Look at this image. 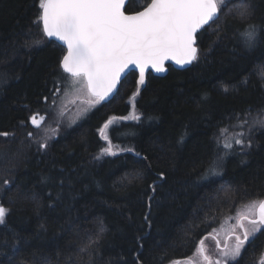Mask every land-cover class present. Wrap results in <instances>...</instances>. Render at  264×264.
Listing matches in <instances>:
<instances>
[{
  "label": "trees",
  "instance_id": "obj_1",
  "mask_svg": "<svg viewBox=\"0 0 264 264\" xmlns=\"http://www.w3.org/2000/svg\"><path fill=\"white\" fill-rule=\"evenodd\" d=\"M250 2V23L264 28V0ZM139 9L136 0H129L128 12ZM38 15L39 0H0V132L15 133L14 138L0 137V203L11 210L6 225H0V264H88L90 256L95 264H136L137 256L142 264L182 262L192 258L202 237L221 228V220L264 198V130L253 133L247 155L227 156L222 175L211 177L213 182L200 180L218 155L220 129L236 124L237 113L251 108L255 116L264 108V33L255 47L247 48L239 19L222 16L219 32L201 33L198 61L184 69L168 64L165 76L147 74L134 110L135 71L123 79L115 100L81 118L75 114V123L69 116L80 102L58 101L65 105L61 124L50 118L38 130L42 138L47 129H58L44 152L25 135L37 130L18 125L43 109L37 101L53 89L65 48L55 41L23 46L30 42L25 33L39 32L32 23ZM132 114L141 119L123 120L111 126L109 135L113 145L134 151L95 159L106 146L97 129L111 115ZM240 131L229 127L227 134ZM135 152L148 156L152 169L146 179L130 183L128 174L142 171L145 163ZM161 171L167 178L153 194L149 229L144 216L151 190L146 185ZM4 180L14 181L10 190ZM206 215L214 222L205 228ZM190 225H201L192 230L194 240L186 239ZM101 226L105 232L94 252H88ZM142 229L149 237L140 248L136 237ZM262 254L264 232L247 245L239 264H261Z\"/></svg>",
  "mask_w": 264,
  "mask_h": 264
},
{
  "label": "snow or ice",
  "instance_id": "obj_2",
  "mask_svg": "<svg viewBox=\"0 0 264 264\" xmlns=\"http://www.w3.org/2000/svg\"><path fill=\"white\" fill-rule=\"evenodd\" d=\"M127 5L128 0H39V15L32 22L39 29L37 34L39 38L31 31L27 32L25 35L30 42L25 41L23 46L38 47L58 41L66 47L64 55L59 59V75L53 81V89L37 101L38 104H44L43 109H37L26 121L21 120L18 125L21 128L31 125L37 130L28 131L25 135L28 141L37 144L39 151H47L49 140L57 135L58 129H47L42 138L38 130L43 129L50 118L58 126L61 124L59 117L65 115V106L58 101H63L69 94L73 96L72 103L75 104L76 101L81 103L82 107L76 113V118H81L97 105H102V102L111 103L115 100L119 94V86L127 75L126 70L136 71L138 72L135 81L136 91L131 97L135 107V98L147 83L148 70L166 71L164 67L166 60H175L179 65L198 61L201 33L206 30L219 32L222 16L239 19L243 25L239 35L247 48L255 47L261 33H264V28L250 23L254 18V8L250 0H150V2L144 0L141 10L130 14ZM213 25L216 27L213 28ZM219 38L218 36L217 39ZM261 78L264 79V72L261 73ZM244 83L246 84L247 80ZM224 91L227 92L228 89L225 88ZM41 111L43 115L40 114ZM76 118L73 119V123L76 122ZM128 119L139 120L141 117L135 114L121 117L111 115L97 129L106 146L100 149L95 159L117 156L122 151H134L113 145L109 135L111 126ZM235 119L236 124L221 128L216 135L218 155L209 162L200 180L213 182L210 180L211 177L222 175L227 156L247 155L254 144L253 133L264 130V108L258 109L255 116L249 108L243 113L235 114ZM229 127H238L242 131L233 134L229 142H224L221 137L228 133ZM244 129L246 131H243ZM0 137L14 138L15 133L0 132ZM179 142H184L183 136ZM135 156L145 163L142 171L128 174L132 177L130 183L146 179V172L152 169L148 156L141 157L139 152H135ZM166 178V173L161 171L151 184L146 185L151 190L148 194L149 211L144 216V222L149 229L152 226L151 200L160 183ZM42 180L46 182L47 177H42ZM13 183L14 181L4 180L5 190H10ZM24 198L29 199L27 194ZM32 199L34 201V196ZM206 206L211 208V201ZM50 207L54 208L55 204H51ZM10 211L0 203V225H6V217ZM232 219L235 223L230 224L226 230L223 242L219 239V232L213 229L216 235L208 233L206 237H202L197 242L193 257L186 258L187 264H239V258L247 245L258 234L264 232V199L243 204ZM209 220L214 222V218L206 215L201 225L206 228ZM201 225H190L186 239L194 240L191 236L192 230ZM104 232V227H99L96 239L89 240L88 252H94ZM148 237L149 232L142 229V235L136 237L140 248H143L141 241ZM208 237L215 240V256L210 254L206 247L205 240ZM13 250L18 252L20 249L14 245ZM85 250L80 249L82 253ZM88 264H95L91 256ZM136 264H142L139 256L136 257ZM261 264H264V254Z\"/></svg>",
  "mask_w": 264,
  "mask_h": 264
},
{
  "label": "rangeland",
  "instance_id": "obj_3",
  "mask_svg": "<svg viewBox=\"0 0 264 264\" xmlns=\"http://www.w3.org/2000/svg\"><path fill=\"white\" fill-rule=\"evenodd\" d=\"M136 3H137V5L142 6L144 4V0H136ZM72 100H73L72 94H69L68 96L64 97V99H63L64 102L65 101H69L68 103L72 102ZM80 107H81V103L76 108V112H74L73 114H71L69 116L70 118H72V120H73V116L77 113V111L79 110ZM233 134H235V133L226 134L225 136H223V138L221 140L224 141V142H229L231 140V137H232ZM237 210L234 212V215L230 216L229 218L227 217L226 220H221L222 226H221V228L218 231H216V232H219V234H220L219 235V239L221 240V242H223V240L225 238V232L228 229V227L230 226V224L235 223V220L232 219V217H234L236 215ZM216 232H214L215 235H216ZM205 244H206V247H207L209 253L213 254L215 256V253H216L215 240L211 238L210 241H207ZM195 259L198 260L199 258L195 257ZM180 264H187V261L180 262Z\"/></svg>",
  "mask_w": 264,
  "mask_h": 264
},
{
  "label": "water",
  "instance_id": "obj_4",
  "mask_svg": "<svg viewBox=\"0 0 264 264\" xmlns=\"http://www.w3.org/2000/svg\"><path fill=\"white\" fill-rule=\"evenodd\" d=\"M129 1V0H128ZM150 2V1H149ZM139 10H141V9H139ZM139 10H137V11H139ZM129 14L130 13H132V12H128ZM55 42H57L58 44H60L61 46H63L60 42H58V41H55ZM64 48H65V51H66V47L65 46H63ZM172 65V67H174V68H176V69H184V68H186V67H188V66H190L191 64H185V65H179V64H177L176 62H175V60H166L165 61V63H164V67H165V69H166V71H164V72H156L155 70H152V69H149L148 70V72H147V74L150 72L152 75H154V76H165L166 74H167V72H168V66L167 65ZM127 71V74L129 73V72H131V71H128V70H126ZM136 72V71H135ZM137 73V77H138V72H136ZM147 74H146V76H147ZM127 76V75H126ZM125 76V77H126ZM124 77V78H125ZM146 79H147V77H146ZM146 86V85H145ZM145 86H143V88L145 87ZM143 88H142V90H143ZM132 100V99H131ZM132 104H133V101H132ZM132 109L134 110V107H133V105H132Z\"/></svg>",
  "mask_w": 264,
  "mask_h": 264
},
{
  "label": "flooded vegetation",
  "instance_id": "obj_5",
  "mask_svg": "<svg viewBox=\"0 0 264 264\" xmlns=\"http://www.w3.org/2000/svg\"><path fill=\"white\" fill-rule=\"evenodd\" d=\"M212 236H215V234L212 233Z\"/></svg>",
  "mask_w": 264,
  "mask_h": 264
},
{
  "label": "bare ground",
  "instance_id": "obj_6",
  "mask_svg": "<svg viewBox=\"0 0 264 264\" xmlns=\"http://www.w3.org/2000/svg\"><path fill=\"white\" fill-rule=\"evenodd\" d=\"M129 2V1H128ZM132 12H134V11H132Z\"/></svg>",
  "mask_w": 264,
  "mask_h": 264
}]
</instances>
